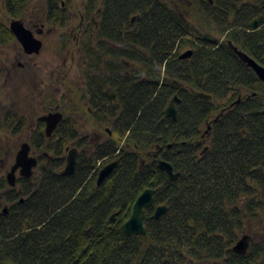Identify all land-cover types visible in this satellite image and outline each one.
Instances as JSON below:
<instances>
[{"label": "trees", "instance_id": "16d2710c", "mask_svg": "<svg viewBox=\"0 0 264 264\" xmlns=\"http://www.w3.org/2000/svg\"><path fill=\"white\" fill-rule=\"evenodd\" d=\"M61 1L72 0H58V6ZM190 1L200 25L163 0L106 1L101 41L96 48L84 45L89 60L83 79L86 112L112 135L95 145L81 139L74 113L51 138L45 124H37L33 150L59 155L79 138L81 160L72 176L44 164L36 180L20 178L19 190L6 193L11 206L0 213V264H264V242L246 256L232 250L247 223H263L264 83L230 45L264 67V0ZM48 2L53 23L67 20L66 9L53 10ZM32 3L6 0V9L23 18ZM260 16L262 27L251 30ZM120 23L133 31L124 42L136 47L106 50L102 41L113 40ZM13 38L0 25V45ZM189 49L193 56L180 59ZM112 54L129 64L112 62ZM131 63L139 67L137 75L128 72ZM175 96L177 120L165 113ZM29 126L22 118L15 132ZM161 160L180 173L177 180L159 168ZM100 161L118 166L98 186ZM148 189L157 194L146 210L147 235L126 238L124 225ZM160 205L168 213L156 220Z\"/></svg>", "mask_w": 264, "mask_h": 264}, {"label": "rangeland", "instance_id": "374dc122", "mask_svg": "<svg viewBox=\"0 0 264 264\" xmlns=\"http://www.w3.org/2000/svg\"><path fill=\"white\" fill-rule=\"evenodd\" d=\"M48 1L33 0L32 5L25 10L23 18L20 16L13 19L7 12L6 0H0V25L9 31H11L10 26L14 20L22 21L28 28L35 24L41 26L43 23L45 30H52L51 32L46 31L44 35L36 34V38L43 41L40 54L29 56L25 53L12 31L14 36L12 41L0 45V213L11 206L6 201V193L12 189L7 182V175L16 162L21 145L23 143L31 145L30 136L38 128L37 124L44 123L39 120L42 116L51 112H61L66 117L69 113H74L78 116L75 128L78 129L80 138L91 141L92 145L102 144L112 135L108 134L107 129L96 124L92 116L86 112L89 106L86 103L88 94L83 79L84 63L87 61L84 58V45L86 42L89 43L86 37L90 36L85 35L84 32L80 35L85 0H72L65 13L67 20L56 24L49 22L46 18L48 12H45V9L49 8ZM42 18V22L36 21ZM128 72L137 75L139 67L131 63ZM108 92L112 96L115 95V91L111 89ZM22 118L27 126L30 125V129L25 128L23 132L21 130L15 132ZM78 140L79 138L69 142L59 155L43 152L47 155L43 157L44 159H39V166L35 170L33 180L40 175L39 167L47 163L49 166L56 165L58 172L64 170L68 153L74 148L79 151V164L82 150L78 148ZM34 156L39 158L41 153L35 152ZM107 165L100 161L96 167L97 173ZM17 178L18 180L22 178L19 171ZM4 180L7 182V187L2 189ZM14 189L19 190L18 185ZM262 213L263 223H247L240 234V237L250 234L255 245L264 242V210Z\"/></svg>", "mask_w": 264, "mask_h": 264}, {"label": "water", "instance_id": "95a60500", "mask_svg": "<svg viewBox=\"0 0 264 264\" xmlns=\"http://www.w3.org/2000/svg\"><path fill=\"white\" fill-rule=\"evenodd\" d=\"M253 29L258 27V22L255 21L251 24ZM11 31L14 33L20 44L22 45L25 53L40 54L43 49V43L35 37L33 32L27 29L24 23L20 20H14L10 26ZM236 55L257 75L258 79L264 83V67L258 64L254 59L249 57L244 52L238 50L236 47L233 48ZM193 51H187L181 55V59H189L193 56ZM178 87H181L176 81H173ZM194 97L202 101H213V97L203 92L192 91ZM180 101L178 96H175L169 106L167 107L165 113L168 118L177 120L178 111L176 104ZM219 105V104H218ZM40 121L45 123V134L46 137L51 138L55 131L58 129L59 125L64 120V115L61 112H51L48 115L42 116ZM32 147L29 143H23L21 145L20 151L16 156V162L11 168V171L7 175V182L11 188H16L17 186V172L22 178H32L34 176L35 170L38 169L39 160L37 157L31 154ZM78 149L74 148L69 151L67 157V164L60 172L62 176H72L76 172L78 164ZM47 154H44L46 156ZM118 166V161H113L105 166L98 174L97 184L101 186L114 172ZM159 168L166 172L169 176L170 181H175L179 178L180 173H175L172 165L166 161H159ZM157 190L148 189L146 190L136 201L133 213L127 223L124 225V234L126 238H132L138 235H147V228L145 224L146 220V209L151 208L155 203V196ZM8 208H5L3 214H7ZM168 213V207L166 205H160L155 209L154 218L160 220ZM116 220V215L111 217V221ZM254 240L250 235H244L237 244L233 247V252L239 256H246L251 243Z\"/></svg>", "mask_w": 264, "mask_h": 264}, {"label": "flooded vegetation", "instance_id": "af4514ba", "mask_svg": "<svg viewBox=\"0 0 264 264\" xmlns=\"http://www.w3.org/2000/svg\"><path fill=\"white\" fill-rule=\"evenodd\" d=\"M51 1V0H50ZM107 0H85L84 1V7H83V13H82V16H81V29H80V35H83V32L85 35H89L90 37L88 38V36L86 37L87 38V41L89 40V43L86 42V44H90L91 47H94L96 48L97 44L100 43V37H101V30H102V19H101V15L103 14L105 8H106V5H107ZM184 4H185V7H181L179 6L175 0H166V3H168L169 5H172L176 8V10H179L180 13H182L184 16H185V19L186 20H189L191 22V24H196V22L198 21V24L200 25L201 23L199 22V18L197 19L196 21V18H195V15H194V11L192 10L191 8V1L190 0H181ZM72 2V1H71ZM70 2V3H71ZM54 6L52 7L53 10H56L58 11L60 7H62L63 9H66L67 11V6L66 5V2L64 1H61V5L58 6V0H52L51 2ZM49 4V2H48ZM69 4V3H68ZM46 11L45 12H48L46 13V18L47 20L50 22H53V19L49 17V15L52 13L50 12V9L47 7L45 9ZM52 15V14H51ZM14 19V18H13ZM136 17H133V19L131 20V24L130 26H133L135 25L136 23ZM43 18L42 19H38L36 20L37 22H42ZM255 21L258 22V27L256 29H253L251 24L254 23ZM261 21H262V17H258L256 18L252 23H250V28L251 30L253 31H256V30H259L261 27H262V24H261ZM54 24V23H53ZM25 25V24H24ZM129 26V27H130ZM28 28V27H26ZM30 29L33 34L35 35L36 37V34L37 35H44L45 33L47 32H51L52 30L48 29V30H45V24H41V26H39L38 24H35V25H32V27L28 28ZM112 29V28H111ZM83 30V31H82ZM47 31V32H46ZM133 31L131 30H125L124 26L122 23L118 24L117 25V28L116 29H112V37H113V40H109V39H104L102 42H104L103 47L106 49V50H109L111 49L113 52L115 50H118L120 51L119 53L123 52L124 49L132 46L131 44H126L124 42V37L125 36H128L132 33ZM94 42V43H93ZM43 43V41H42ZM94 45V46H93ZM126 45L128 47H126ZM232 49L236 46H234L232 43H230ZM132 47H136V46H132ZM238 50L242 51L241 49H239L238 47H236ZM192 50L194 52L193 49H189L187 51H190ZM187 51H184L182 54H184L185 52ZM234 51V49H233ZM244 52V51H242ZM245 53V52H244ZM181 54V55H182ZM194 54V53H193ZM236 54V53H235ZM246 54V53H245ZM113 56H111L109 59L112 61V62H118V63H128L129 64V61L125 60L124 57H119L117 60L115 59V54H112ZM180 55V57H181ZM248 55V54H247ZM31 56V55H29ZM249 56V55H248ZM250 57V56H249ZM85 58V57H84ZM181 59V58H180ZM253 59V58H252ZM85 60L88 61L87 58H85ZM243 62V61H242ZM244 63V62H243ZM24 66V65H23ZM252 70V69H251ZM254 72V71H253ZM113 90V89H111ZM114 91V90H113ZM109 93V92H108ZM110 94V93H109ZM112 99L113 100H116L117 96H116V93L114 96H112V94H110ZM65 118V117H64ZM46 126V125H45ZM60 126V125H59ZM56 132V131H55ZM53 137V136H52ZM32 147V146H31ZM33 150L32 148V152L31 154L34 156L35 151ZM44 157V154L42 153L40 157ZM36 157V156H35ZM40 157L38 158V160L40 159ZM49 163H47V166Z\"/></svg>", "mask_w": 264, "mask_h": 264}]
</instances>
